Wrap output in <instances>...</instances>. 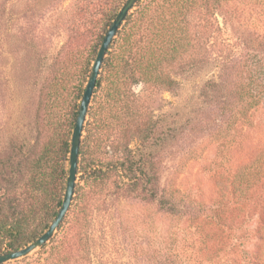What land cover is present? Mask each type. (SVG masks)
<instances>
[{
    "label": "rangeland",
    "instance_id": "1",
    "mask_svg": "<svg viewBox=\"0 0 264 264\" xmlns=\"http://www.w3.org/2000/svg\"><path fill=\"white\" fill-rule=\"evenodd\" d=\"M125 1L0 0V151L30 147L55 63L74 60L82 78ZM189 38L172 63L174 90L134 89L159 123L148 148L161 163L162 184L183 199V214L165 212L142 189L88 186L82 206L44 247L4 264H244L259 241L258 217L242 215L231 161L264 148V0L222 1L215 14L193 13ZM250 86L263 94L258 106L248 105ZM230 110L241 114L230 118Z\"/></svg>",
    "mask_w": 264,
    "mask_h": 264
},
{
    "label": "trees",
    "instance_id": "2",
    "mask_svg": "<svg viewBox=\"0 0 264 264\" xmlns=\"http://www.w3.org/2000/svg\"><path fill=\"white\" fill-rule=\"evenodd\" d=\"M222 1L228 0H138L129 12L110 45L96 83L70 210L82 206L89 186L95 190L111 187L116 193L142 189L165 212L183 214V199H177L176 190L162 184L161 163L153 159L148 148L152 150L159 123L147 116L134 89L148 84L174 90L178 81L170 70L179 55L177 46L190 43V16L202 11L215 14ZM98 49L82 78L75 74L74 60L65 58L55 63L45 87V102L41 101L35 112L34 142L28 149L22 143L0 151V254L39 237L61 207L72 131ZM246 95L249 106H258L263 100L257 87L250 86ZM230 111V118L241 114ZM142 148L149 149L146 157L142 156L146 153L140 154ZM231 165L232 192L238 193L242 215L245 219L258 217L253 231L259 241L255 249L245 251L244 264H264V148L254 158L240 164L232 160Z\"/></svg>",
    "mask_w": 264,
    "mask_h": 264
},
{
    "label": "water",
    "instance_id": "3",
    "mask_svg": "<svg viewBox=\"0 0 264 264\" xmlns=\"http://www.w3.org/2000/svg\"><path fill=\"white\" fill-rule=\"evenodd\" d=\"M137 2L138 0H126L123 3L111 26L108 28V31L106 32L93 61L91 73L82 95L76 122L72 131L66 188L64 198L57 215L46 231L35 240L19 249L1 253L0 264L21 259L29 255L31 252L45 246L54 237L55 233L61 227L67 213L69 212L75 196L76 184L78 181L80 147L83 139L85 124L103 61L107 55L110 45L117 35V32Z\"/></svg>",
    "mask_w": 264,
    "mask_h": 264
}]
</instances>
